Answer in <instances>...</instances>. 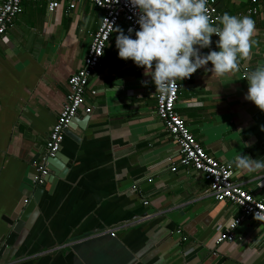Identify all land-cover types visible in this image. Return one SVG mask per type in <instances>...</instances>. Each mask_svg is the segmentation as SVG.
<instances>
[{
	"label": "crops",
	"instance_id": "0c3cea01",
	"mask_svg": "<svg viewBox=\"0 0 264 264\" xmlns=\"http://www.w3.org/2000/svg\"><path fill=\"white\" fill-rule=\"evenodd\" d=\"M214 1L219 16L255 21V44L234 73L216 77L209 62L180 80L176 111L204 150L230 164L232 178L264 201V171L237 174L231 163L240 154L264 161V112L244 99L247 74L264 64V0ZM256 6L257 14L246 12ZM101 16L85 0L52 12L24 2L0 37V264H264L262 225L205 196L200 173L177 163V145L155 112L150 76L117 56L115 29L125 32L123 22L90 77L91 111L78 112L59 160L48 163L29 229L19 241L4 240L11 229L5 219L25 212L32 199L34 164ZM209 50H218L215 43L201 51ZM235 218L241 220L234 239L215 243Z\"/></svg>",
	"mask_w": 264,
	"mask_h": 264
},
{
	"label": "clouds",
	"instance_id": "9594fccd",
	"mask_svg": "<svg viewBox=\"0 0 264 264\" xmlns=\"http://www.w3.org/2000/svg\"><path fill=\"white\" fill-rule=\"evenodd\" d=\"M116 2V0H113ZM135 9L138 30L127 34L116 28L117 56L131 60L150 76L156 92L167 95L177 80L189 78L197 69L211 64V74L222 77L238 71L240 61L249 56L255 44V21L246 15L225 12L210 21L207 0H126ZM218 39L213 42L211 37ZM215 43L218 50H209ZM205 71L209 69L205 68ZM244 99L264 112V64L247 76ZM147 84V81H143ZM237 174L264 171V161L237 155L231 161Z\"/></svg>",
	"mask_w": 264,
	"mask_h": 264
},
{
	"label": "built area",
	"instance_id": "2783aa9c",
	"mask_svg": "<svg viewBox=\"0 0 264 264\" xmlns=\"http://www.w3.org/2000/svg\"><path fill=\"white\" fill-rule=\"evenodd\" d=\"M80 1L83 0H0V37L5 34L15 17L21 12L24 2L43 3L46 9L52 12L58 9L61 4H64L67 11H71ZM85 1L102 11L101 20L98 29L91 34L89 47L80 67L68 79L67 93L62 108L50 127L45 140L44 154L34 164L35 173L32 181L36 186L45 184L49 173L48 160L58 154L65 131L71 120L79 111L85 114L91 111L90 105H85V93L89 88L90 77L99 66L100 58L112 31L120 22L124 23L126 34L129 27L133 29V38L134 32L138 30V24L135 22L137 19L135 9L129 7L126 0H116V2L113 0ZM207 7L210 21L215 23L216 18L219 17L217 3L214 0H207ZM246 12L255 15L258 13V6L251 7ZM244 76L245 72L242 74V77ZM190 78L191 76L183 79V81H189ZM180 86L181 83L177 80L167 95H162L159 92L155 94V112L158 119L163 123L167 134L177 145L179 155L177 163L200 173L208 185L205 196H209L215 201H225L236 206L240 210L241 217L256 220L264 228V201L254 197L232 178L233 169L230 164L215 159L204 150L189 131L184 118L176 111ZM89 91L91 94H95V90L90 89ZM170 170L175 171L176 165H171ZM143 204L147 205L148 201L144 200ZM145 218L146 215L143 219ZM240 220L241 218H235L230 221L218 233L215 243L232 241L234 230ZM113 230L110 232L111 235H114Z\"/></svg>",
	"mask_w": 264,
	"mask_h": 264
},
{
	"label": "water",
	"instance_id": "95a60500",
	"mask_svg": "<svg viewBox=\"0 0 264 264\" xmlns=\"http://www.w3.org/2000/svg\"><path fill=\"white\" fill-rule=\"evenodd\" d=\"M74 119V118H73ZM73 119L71 121H73ZM68 127H70V124L68 125ZM65 134H69L68 133V128L65 131ZM60 153V152H58ZM58 154L48 160V163L50 165H52V163H55L54 160H59ZM49 176V174L47 175ZM44 185V184H43ZM43 185L40 186H34V190H33V195H32V199L29 201V203H27L26 208L24 209L25 212L21 213V214H16V216L5 219V221L7 223H9L11 229H9V232H7V235L5 236L4 240H6L7 243L11 244V241L14 239H18V241L20 240V234L22 236V233L24 232V230L29 229L30 223L32 222V218L29 216V210L36 205L37 201H38V197L40 195V193L43 190ZM22 231V232H21ZM17 244L14 245V247H16ZM0 254H1V248H0Z\"/></svg>",
	"mask_w": 264,
	"mask_h": 264
}]
</instances>
